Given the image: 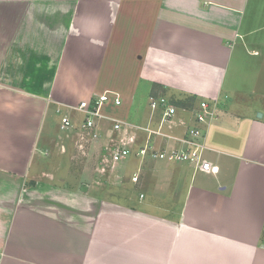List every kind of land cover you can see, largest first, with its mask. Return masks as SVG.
I'll return each mask as SVG.
<instances>
[{
  "label": "crops",
  "instance_id": "1",
  "mask_svg": "<svg viewBox=\"0 0 264 264\" xmlns=\"http://www.w3.org/2000/svg\"><path fill=\"white\" fill-rule=\"evenodd\" d=\"M107 70L122 84L99 93ZM141 83L149 100L173 90L196 96L189 110L217 103L203 141L218 171L142 158L132 182L154 190L142 207L54 175L67 134L45 127L50 113L113 91L128 115L118 118L157 128L163 110L144 112ZM260 110L264 0H0V264H264ZM189 114L174 117L181 136ZM107 120L113 132L98 119L94 142Z\"/></svg>",
  "mask_w": 264,
  "mask_h": 264
},
{
  "label": "built area",
  "instance_id": "2",
  "mask_svg": "<svg viewBox=\"0 0 264 264\" xmlns=\"http://www.w3.org/2000/svg\"><path fill=\"white\" fill-rule=\"evenodd\" d=\"M112 100L116 105H120L122 100L118 93L107 91L96 98L82 100L71 109L82 112L86 115L84 122L80 126L78 135L81 136L79 147L84 148L83 142L86 138L99 139L100 133L96 130L98 119H109L113 122V131L110 142L104 148L102 155L103 163L113 165L123 162L130 156L141 158L161 159L170 162H186L193 165L197 170L205 173H215L218 167L206 157V144L203 141L206 126L214 123L218 119L216 112L217 103L202 100L200 106L192 108L193 123L189 124L184 136H177L167 133L162 126L165 123L175 124L174 117L177 114V106L168 102L165 96H151L150 105L153 110L162 109L163 114L160 125L157 128L142 126L129 122L118 117H111L104 112L106 102ZM185 124V122H180ZM75 128L71 117L65 113L61 114V129ZM139 131L146 133L143 142H140ZM113 135V136H112ZM79 137V136H78ZM102 171L106 166H102ZM133 181H138L139 176L135 174Z\"/></svg>",
  "mask_w": 264,
  "mask_h": 264
},
{
  "label": "rangeland",
  "instance_id": "3",
  "mask_svg": "<svg viewBox=\"0 0 264 264\" xmlns=\"http://www.w3.org/2000/svg\"><path fill=\"white\" fill-rule=\"evenodd\" d=\"M112 61H115V68L116 70L121 73V70H123V65L120 62V58H115L112 59ZM106 64V62H105ZM108 64V63H107ZM106 64V66H107ZM107 67L114 68L111 65H108ZM114 68V69H115ZM108 70L106 71V75L103 74V80L101 81L100 88L98 89V92H102L103 88L105 85H109L110 81V87L114 86V84H119L121 85V79H118L116 75L113 76H107L108 75ZM253 74H251L252 76ZM250 76V74L248 75ZM108 77V78H107ZM246 77V75H245ZM147 82V81H146ZM145 83L140 84L139 92H140V100L142 102V107L144 109V112H150L152 111L151 105H150V100H149V94L151 87L147 85V87L144 86ZM167 96H165L170 103H176L178 101L177 99V94L174 93L173 90H167ZM176 97V98H174ZM205 100H210V98H204ZM202 101V100H201ZM200 101V102H201ZM200 102H198V105L196 106V109L200 106ZM213 103V102H211ZM177 106V111L179 110L180 106ZM125 108L124 102L122 105H116L112 100L108 101L104 105V112L108 115L111 116H116V117H121L123 119H128V115L126 114H121L118 111L122 110ZM132 109L129 110L128 114L131 112ZM133 112V111H132ZM190 113H192L191 110L189 109H181L177 113L182 116H190ZM217 112V109H216ZM263 113V110H260L256 113V116H258L259 113ZM64 113L71 115L72 119H76L79 123H83L86 115L83 114L80 111L73 110L68 107L64 110ZM218 114V112H217ZM51 115L53 116V120L51 119ZM159 115H161L159 113ZM194 115V114H193ZM161 118V116H160ZM159 118V120H160ZM132 118L130 117L129 120ZM176 119V118H175ZM158 120L157 122H154L153 126L158 127L160 122ZM178 122L175 124H170V123H165L163 124L162 128L166 132H171L173 134H176L178 136L183 135V130L184 127L183 125L180 124L179 119H176ZM61 122V113L57 112L54 110V113H50L49 118L45 120V127L50 128L52 132H55L56 134H60V139H61V134L66 135V151L64 153H61V159H59L60 166L55 168L53 171L54 175L56 176H61L62 178H67L69 180V184L73 187H77L78 183L80 181H83L88 184H96L98 186V190L95 191L96 195H100L102 198H109V199H115V201L118 202H125L127 201L130 203L135 202L136 204H139L141 207L143 206V202L149 201L153 197V188L149 185H141L138 186V184L141 181V177L139 176V183L135 184L132 182V178L135 175L134 173L138 171V167L140 165V162L143 163L145 159H142L141 157H135V156H130L126 160H124L122 163H117V165H113L111 163H103L102 161V155L104 153V148L107 146L110 142V134L116 133L113 131L112 133L108 131V128L111 129V126L107 121H105L104 124L108 123L105 125V129L103 131V136H105L102 140L94 142V139L86 138L83 140L85 144H88L87 147H85L84 152L78 149L75 140L79 136L81 138L80 134L78 135V132L76 131L75 128H70L69 131L62 132L60 128V123ZM74 122V121H73ZM75 123V122H74ZM157 123V124H156ZM204 129H206L204 127ZM113 136V135H112ZM57 139V137H56ZM91 142V143H90ZM90 143V144H89ZM94 145V146H93ZM40 156H42L41 152L39 153ZM154 160H159V159H154ZM42 162V159L39 158L37 161L34 162V165H38L39 163ZM46 163V162H45ZM106 166V170L102 171L101 168L102 166ZM122 165V167H121ZM47 168H49L47 166ZM50 170V168H49ZM120 173V174H119ZM122 173V175H121ZM58 178V177H57ZM57 182V180H55ZM66 185V184H65ZM81 186L79 188L81 189ZM92 188V187H91ZM121 192H125V194H121ZM143 193V196L145 198H141L140 194Z\"/></svg>",
  "mask_w": 264,
  "mask_h": 264
},
{
  "label": "trees",
  "instance_id": "4",
  "mask_svg": "<svg viewBox=\"0 0 264 264\" xmlns=\"http://www.w3.org/2000/svg\"><path fill=\"white\" fill-rule=\"evenodd\" d=\"M196 101V96H191L187 99L176 101L177 105L184 108H191L193 107Z\"/></svg>",
  "mask_w": 264,
  "mask_h": 264
},
{
  "label": "water",
  "instance_id": "5",
  "mask_svg": "<svg viewBox=\"0 0 264 264\" xmlns=\"http://www.w3.org/2000/svg\"><path fill=\"white\" fill-rule=\"evenodd\" d=\"M258 116H262V113L260 112ZM81 189H82V190H87V186H84V185H83V186L81 187Z\"/></svg>",
  "mask_w": 264,
  "mask_h": 264
}]
</instances>
